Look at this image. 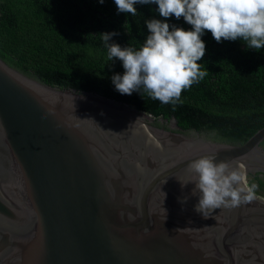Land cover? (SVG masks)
<instances>
[{"label":"water","instance_id":"obj_1","mask_svg":"<svg viewBox=\"0 0 264 264\" xmlns=\"http://www.w3.org/2000/svg\"><path fill=\"white\" fill-rule=\"evenodd\" d=\"M156 122L168 129L0 59V264H264L258 188L253 202L205 219L188 169L215 155L242 172L241 187L257 185L264 127L228 144Z\"/></svg>","mask_w":264,"mask_h":264},{"label":"trees","instance_id":"obj_2","mask_svg":"<svg viewBox=\"0 0 264 264\" xmlns=\"http://www.w3.org/2000/svg\"><path fill=\"white\" fill-rule=\"evenodd\" d=\"M134 7L136 16L118 13L114 0H0V59L50 87L95 94L148 114L155 125L167 128L156 120L173 119L183 134L242 144L264 127V47L249 49L240 39L217 43L208 31L201 37L205 55L197 61L208 75L182 92L175 110L143 91H116L111 77L124 69L119 59L108 60L102 33H119L110 43L139 50L149 35L146 20L192 30L183 17L165 20L156 4ZM257 185L264 198V181Z\"/></svg>","mask_w":264,"mask_h":264},{"label":"clouds","instance_id":"obj_3","mask_svg":"<svg viewBox=\"0 0 264 264\" xmlns=\"http://www.w3.org/2000/svg\"><path fill=\"white\" fill-rule=\"evenodd\" d=\"M99 3L103 4L104 0ZM114 3L118 13L132 16L137 15L135 5L156 4L165 20L183 17L192 26V30L186 31L158 19L146 20L149 35L139 50L110 43L119 33H102L108 60L117 58L122 62L124 74L111 77L121 95L133 92L142 95L143 91L152 100L171 104L175 110L182 103V92L208 75L197 63L205 55L206 46L201 39L205 31L217 43L240 39L249 49L264 47V0H114ZM188 169L194 174L191 195L199 197L194 210L205 219L221 207H239L256 199L258 185L241 187L242 172L230 169L228 162L216 163L215 155L193 160ZM187 199L184 197L180 202L186 203Z\"/></svg>","mask_w":264,"mask_h":264},{"label":"bare ground","instance_id":"obj_4","mask_svg":"<svg viewBox=\"0 0 264 264\" xmlns=\"http://www.w3.org/2000/svg\"><path fill=\"white\" fill-rule=\"evenodd\" d=\"M113 105H114V106H117V105H115V104H113ZM117 107H118V106H117ZM123 110L128 112V110H126V109H123ZM132 117L137 118V116H132ZM139 119L142 120L143 118L140 117Z\"/></svg>","mask_w":264,"mask_h":264},{"label":"flooded vegetation","instance_id":"obj_5","mask_svg":"<svg viewBox=\"0 0 264 264\" xmlns=\"http://www.w3.org/2000/svg\"><path fill=\"white\" fill-rule=\"evenodd\" d=\"M204 139H208L207 137H204Z\"/></svg>","mask_w":264,"mask_h":264},{"label":"rangeland","instance_id":"obj_6","mask_svg":"<svg viewBox=\"0 0 264 264\" xmlns=\"http://www.w3.org/2000/svg\"><path fill=\"white\" fill-rule=\"evenodd\" d=\"M203 138H204V136H203ZM208 140V139H207ZM262 198V197H261ZM262 199H264V198H262Z\"/></svg>","mask_w":264,"mask_h":264}]
</instances>
